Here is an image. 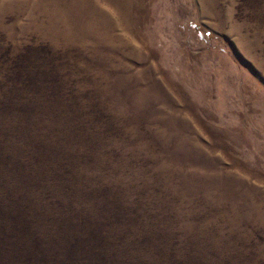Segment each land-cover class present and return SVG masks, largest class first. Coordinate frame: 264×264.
Returning a JSON list of instances; mask_svg holds the SVG:
<instances>
[{
	"label": "rangeland",
	"instance_id": "374dc122",
	"mask_svg": "<svg viewBox=\"0 0 264 264\" xmlns=\"http://www.w3.org/2000/svg\"><path fill=\"white\" fill-rule=\"evenodd\" d=\"M0 77L155 264H264V0H0Z\"/></svg>",
	"mask_w": 264,
	"mask_h": 264
},
{
	"label": "trees",
	"instance_id": "16d2710c",
	"mask_svg": "<svg viewBox=\"0 0 264 264\" xmlns=\"http://www.w3.org/2000/svg\"><path fill=\"white\" fill-rule=\"evenodd\" d=\"M7 87L0 89V264H155L159 231L140 226L144 212L123 210L100 194L106 186L83 184L80 163L53 146L52 129L39 133L50 120L36 91ZM171 253L167 262L156 253L159 264H190Z\"/></svg>",
	"mask_w": 264,
	"mask_h": 264
}]
</instances>
